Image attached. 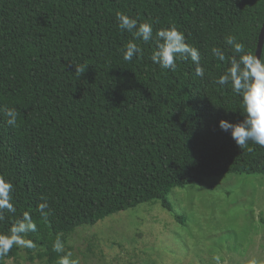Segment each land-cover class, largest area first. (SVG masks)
I'll return each mask as SVG.
<instances>
[{"label":"trees","instance_id":"trees-1","mask_svg":"<svg viewBox=\"0 0 264 264\" xmlns=\"http://www.w3.org/2000/svg\"><path fill=\"white\" fill-rule=\"evenodd\" d=\"M117 12L151 23L154 38L174 25L199 50L205 76L190 59L174 72L154 64L155 39L120 30ZM263 22L264 0H0V177L12 183L17 209L0 233L29 212L53 236L36 258L55 262L68 249L56 253L54 242L82 225L154 200L182 222L168 199L173 188L264 176V147L249 141L252 151L242 150L219 127L244 115L231 85L215 82L233 55L225 38L255 54ZM130 40L143 55L125 61ZM6 108L18 112L17 126ZM44 201L47 218L38 211ZM18 255L14 245L0 264Z\"/></svg>","mask_w":264,"mask_h":264},{"label":"rangeland","instance_id":"rangeland-1","mask_svg":"<svg viewBox=\"0 0 264 264\" xmlns=\"http://www.w3.org/2000/svg\"><path fill=\"white\" fill-rule=\"evenodd\" d=\"M178 222L154 200L63 234L78 264H264V176L226 174L176 187ZM6 264H57L36 258L53 236L44 223Z\"/></svg>","mask_w":264,"mask_h":264},{"label":"clouds","instance_id":"clouds-1","mask_svg":"<svg viewBox=\"0 0 264 264\" xmlns=\"http://www.w3.org/2000/svg\"><path fill=\"white\" fill-rule=\"evenodd\" d=\"M118 27L122 31L132 33L135 40L147 43L155 39V49L150 59L161 69L176 71L178 60L190 59L195 64V75L203 78L205 68L200 62L199 50L186 42L184 34L174 25L163 27L156 31L153 37V26L148 22H139L137 18L130 17L124 12L116 13ZM225 44L230 46L232 57L230 66L219 75L216 83L223 86L231 85L232 91L241 97V111L244 119L240 123H232L226 119L219 121V127L225 132H230L232 139L239 148L252 151L248 142L264 147V55L258 57L251 52L245 51L243 43L236 40L232 35L225 38ZM123 59L131 61L134 56L143 55V50L133 41H128L121 49ZM211 53L219 61H225V52L219 47H212ZM75 73L82 75L84 66L75 64ZM88 67V66H87ZM3 115L10 126H17L18 112L15 108L3 109ZM13 185L3 177H0V221L5 218V213H16L17 209L12 203ZM47 201L38 204L40 215L47 218L49 212ZM37 231V224L33 221L29 212L25 211L22 218L16 220L7 233H0V259L5 257L14 245L23 248H34L32 240L27 239V234ZM53 251L64 253L63 242L58 238L53 244ZM72 254H62L57 264H78L71 258Z\"/></svg>","mask_w":264,"mask_h":264},{"label":"water","instance_id":"water-1","mask_svg":"<svg viewBox=\"0 0 264 264\" xmlns=\"http://www.w3.org/2000/svg\"><path fill=\"white\" fill-rule=\"evenodd\" d=\"M263 42H264V22H263V26H262L260 34H259L258 45H257V49H256V55L258 57H261Z\"/></svg>","mask_w":264,"mask_h":264}]
</instances>
